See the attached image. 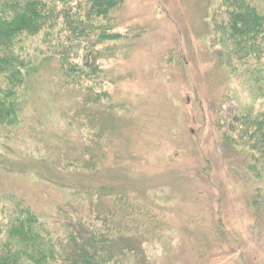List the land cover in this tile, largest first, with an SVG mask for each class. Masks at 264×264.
I'll return each instance as SVG.
<instances>
[{"label":"rangeland","instance_id":"obj_1","mask_svg":"<svg viewBox=\"0 0 264 264\" xmlns=\"http://www.w3.org/2000/svg\"><path fill=\"white\" fill-rule=\"evenodd\" d=\"M119 1L97 19L88 16L90 0L59 4L78 23L60 19L54 44L60 32L56 43L79 57L80 84L59 91L57 65L47 64L22 101L23 123L10 139L0 136L8 164L0 167V225L17 206L52 217L55 204L81 216L106 211L112 198L101 189L123 188L131 217L150 232L135 244L137 258L127 256L131 264H264L260 180L247 171L248 154L224 146L255 141L237 116L264 117V53L245 57L231 47L224 0ZM251 1L264 14V0ZM90 154L97 172L81 175L70 163H89Z\"/></svg>","mask_w":264,"mask_h":264},{"label":"trees","instance_id":"obj_2","mask_svg":"<svg viewBox=\"0 0 264 264\" xmlns=\"http://www.w3.org/2000/svg\"><path fill=\"white\" fill-rule=\"evenodd\" d=\"M55 1L58 9L51 6L48 0H0V136L4 132L3 136L9 134L10 139L23 123L22 103L31 95V84L36 80L38 84L43 79V75L38 79L40 69L47 64L52 62L57 65L54 75L60 78L59 91L75 93L72 88L80 84L79 57L67 55V49L56 43L60 32L56 35L55 44L53 35L55 30L59 31L57 23L60 19L72 27L76 17L71 14L73 9L69 6L59 8V4L67 0ZM90 1L87 13L96 19L106 17L110 10L115 11L122 3L119 0ZM223 4L228 15L221 26L236 53L245 52V57H249L253 48L259 54L264 53L263 10L251 0H224ZM79 29L74 28V33ZM103 37L109 36L103 34ZM259 37L260 44L254 42L251 45V41ZM218 56L220 58L221 54ZM81 59L87 60V57ZM85 68L92 71L89 64ZM259 72L262 75L259 85L264 89V69ZM95 96L90 99L92 106H98V101H101L100 97ZM237 118L242 130L247 125L253 127L245 130L252 132L250 135L252 138L255 136V141H250L248 148H241L235 139L230 138L227 144H223L225 148L248 154L251 164L247 171L256 181L260 180L254 189L255 204L264 206V117L251 123L244 115ZM5 152L11 153L7 148ZM89 157L90 164L86 161L83 164L72 162L70 165L78 166L81 175H92L97 172L98 160L92 154ZM4 158L5 154H0V167L8 165L3 162ZM77 160L82 162L80 158ZM52 173L55 178L59 172L52 170ZM113 189H101L100 192L105 198H112L106 211L93 207L87 216L67 213L57 204L53 205L56 217L40 214L34 206L10 209L9 218L0 225V264H131L127 256L135 255L140 247H135V244L146 243L150 239V232L140 220L131 217L133 205L123 188H117L119 191L116 192ZM137 208L141 211L148 209L140 204ZM149 210L153 211V208ZM94 215L96 218L104 217V221L96 222L92 219ZM151 215L154 216V212ZM134 264L148 263L138 259Z\"/></svg>","mask_w":264,"mask_h":264}]
</instances>
